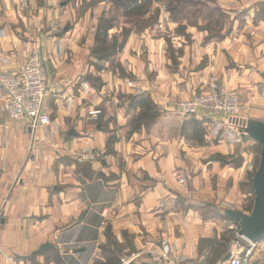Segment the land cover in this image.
Masks as SVG:
<instances>
[{
    "label": "crops",
    "instance_id": "crops-1",
    "mask_svg": "<svg viewBox=\"0 0 264 264\" xmlns=\"http://www.w3.org/2000/svg\"><path fill=\"white\" fill-rule=\"evenodd\" d=\"M90 1L0 0V73L19 71L37 50L47 69L44 105L51 116L49 124L37 127L10 119L1 106L0 85V264H93L103 258L107 231L123 246L130 242L132 250L128 245L121 261H130L128 251L149 261L146 252L162 246L180 264H195L202 234L200 215L189 205L219 195L210 176L216 172L225 184L232 168L202 161L203 148L187 146L182 133L187 118L176 113L175 103L216 74L239 93L243 118L264 120V19L252 9L264 0H216L238 9L246 19L243 29L235 25L224 41L212 42L205 41V32L191 30L192 42H180L179 71L170 69L164 38L148 32L124 39L110 55L115 66L108 57L99 59L93 52L96 25L114 5ZM121 28L108 31V42ZM140 92L150 95L160 114L150 126L132 130L139 108L125 100ZM94 109L101 110L97 120L89 116ZM193 120L213 130L230 129L233 137L238 132L222 116L198 114ZM231 139L221 138L213 147L231 153L237 146ZM88 149L103 153L100 163H89L93 176L79 169L87 163L77 154ZM191 166L196 172L190 187L170 176L174 168ZM45 243L49 247L42 250Z\"/></svg>",
    "mask_w": 264,
    "mask_h": 264
},
{
    "label": "rangeland",
    "instance_id": "rangeland-1",
    "mask_svg": "<svg viewBox=\"0 0 264 264\" xmlns=\"http://www.w3.org/2000/svg\"><path fill=\"white\" fill-rule=\"evenodd\" d=\"M98 1L100 0H91L90 3L96 4ZM109 1L112 2L113 0ZM218 4L216 3V0L152 1L150 4L144 7L141 13L132 14L129 17H125L123 12L121 14V7L113 3L114 7L108 11L109 18H111L113 21V27L117 25L121 26L122 28L119 30L118 34H114L112 36L111 42H108V44L113 43V45L105 51V54L108 52H115L120 49L121 46L124 45V39H126L130 33L134 32L140 35L142 32H148L152 37L164 38L166 56L170 59V69L179 71L180 69L178 68L182 64L181 58L184 57L183 45L180 46V42L183 44L192 42L190 39L192 36L190 32L191 30L205 32V41L212 42L216 40L224 41L225 35L232 31L235 25L236 29H243V25H241V23L245 24L246 19L241 18L242 16H240L241 13H239L238 9L228 6H220ZM252 9L256 18L264 19V5H259L258 7ZM104 14L105 13H103V15ZM176 36L180 37L176 39ZM97 56H101V52H99ZM107 57L111 60L113 66H115L116 63L113 59H111L112 57L108 55ZM118 71L122 76H128L131 73L123 69H119ZM128 77L130 78L132 75ZM213 80H215L216 85H218L220 88L228 92L236 93L239 98V93H237L235 90H229L223 86L221 80L216 74L210 75L204 87L201 88L197 85V89L193 94H199L208 91ZM191 96L187 98H190ZM240 98L239 101L241 103V110L237 116H227L226 114L222 113L216 114L227 119L228 123L231 124L230 126L236 128L237 131V124H235L237 121L236 119H240L241 117L243 118L242 115L244 113L242 106L243 103ZM185 99H180L179 97L177 98L175 103V111L180 116H183V118H187L185 119L187 121L184 122V120L182 125V133L187 139V146H201L203 148L202 151L206 152L205 156L202 158V161L215 162L222 170L232 168V175L229 177L230 179H227L229 182L226 181L225 184H222L220 180H217L218 175L216 172L213 171V175L210 176L211 185L214 190L215 188L216 190H220L219 195L215 193V196L208 199L207 201L192 200V203L189 205L190 208L194 209V211H198L200 215V217L198 216L196 219L198 220L197 222L201 227L199 228V233L202 234L200 235V238L197 239L199 248V254L197 257L199 258L198 262L195 264H220L221 260L224 259L226 254L230 253L231 255L232 250L236 249L237 251H240L241 246H246V241L243 240L246 238L238 235V225L228 218L220 215L217 211V208H236L246 213L251 211L254 199V193L251 187V178L259 162L260 145L251 139L243 142L239 137V132H237V135L235 134L236 137H233L234 135H232V130L230 131V129L227 130V132H225L223 128H216L213 130L207 124L204 126L205 128L201 124L200 126L195 127V121L193 119H195L196 114L183 115L179 109L178 104ZM125 103L129 104L128 97L126 98ZM248 103L251 104V102ZM262 105L263 103L257 104L254 107L260 109ZM248 111L249 110L245 111L246 114ZM100 113L101 110L98 114ZM98 114L90 115L89 113V116L96 119ZM205 115L210 116L209 114ZM224 132L225 134L223 136ZM221 138H225V140L228 141L233 140L231 138H235V141H237V146L233 152L225 153L215 150L216 147L213 146L220 144ZM96 151H98L100 155L95 161L100 163L103 160V153L100 150ZM83 152H85V150L79 152L77 154V158L84 163L93 162L80 159L78 156ZM235 169H241L238 176L235 174ZM174 172H178L179 174L175 176ZM195 172L196 169L192 166L188 169L178 167L174 168L170 172V176L178 185L186 188L187 186H191L190 177ZM179 179H183L184 182H180ZM106 235L108 237V241L106 244L101 246L100 252L103 258L98 260L96 259L93 264H108V261L110 260L109 257L112 258V262H115L117 258L119 260L118 264H129L131 261L138 260V252L136 253L135 251H128V253H130L128 260L130 261H121L122 257H124L126 254L128 245L130 247L129 249L132 250L130 242L128 241L127 244H124L123 246L120 242H118V239L112 234L111 231H107ZM157 247L158 248L154 247L146 252V256L149 258V261L147 259V262L150 264H158L152 260L150 261L151 254L149 252L154 250H162L170 254L168 256H170L172 259L174 258L176 264H180L178 260L179 257L177 255L175 256L172 252L162 248V246ZM254 257L262 258L258 264H264V238L257 241V249ZM141 258L142 257H140V259ZM105 260H107V262H105ZM223 263L227 264V260L223 261Z\"/></svg>",
    "mask_w": 264,
    "mask_h": 264
},
{
    "label": "built area",
    "instance_id": "built-area-1",
    "mask_svg": "<svg viewBox=\"0 0 264 264\" xmlns=\"http://www.w3.org/2000/svg\"><path fill=\"white\" fill-rule=\"evenodd\" d=\"M0 85L3 89L1 106L10 119L26 120L31 127L51 122V116L44 105L48 90L47 69L37 50H32L29 53L19 71L1 72ZM70 105L71 99L69 98L68 108ZM178 106L183 115L209 114L212 116L222 113L235 117L241 110V103L237 94L223 90L216 85L215 80L212 81L208 91L193 94L190 98L181 101ZM99 112V109H94L89 113L90 115H97ZM242 119L245 118H237V121H234L237 124V129ZM99 155L96 150H85L78 157L85 161H95ZM178 174V172H174L175 176ZM183 179H179V181L184 182ZM243 240L246 241V246H241L240 251L232 250L227 264H258L262 259L254 257L257 242ZM149 253L151 254L150 261L158 264H176L175 259L168 256L170 254L167 252L154 250Z\"/></svg>",
    "mask_w": 264,
    "mask_h": 264
},
{
    "label": "water",
    "instance_id": "water-1",
    "mask_svg": "<svg viewBox=\"0 0 264 264\" xmlns=\"http://www.w3.org/2000/svg\"><path fill=\"white\" fill-rule=\"evenodd\" d=\"M239 137L243 142L254 140L260 145L259 162L251 178V187L254 199L251 211L243 212L236 208L220 207L219 213L238 225V235L247 240L257 242L264 238V120L245 118L241 120L238 128ZM49 247L48 243L42 250ZM230 253L226 254L223 261L228 260Z\"/></svg>",
    "mask_w": 264,
    "mask_h": 264
},
{
    "label": "trees",
    "instance_id": "trees-1",
    "mask_svg": "<svg viewBox=\"0 0 264 264\" xmlns=\"http://www.w3.org/2000/svg\"><path fill=\"white\" fill-rule=\"evenodd\" d=\"M152 1L160 0H113L114 4H117L121 7L123 15L129 17L132 14H139L142 12L145 6L150 4ZM179 1V0H177ZM187 2V1H186ZM113 27V21L111 18L104 16L103 14L98 18V22L95 29L94 43L95 47L93 52L97 55L101 52V56H97L99 59L107 58V55L110 56L114 52H108L105 54V51L112 47L113 43L108 44V31ZM103 52V54H102ZM111 53V54H110ZM129 106L134 109L139 108L137 115L131 121V129L136 130L142 126H150L155 119L159 116L160 111L158 106L153 102L149 94L145 92H140L138 94H131L128 96ZM195 127H198V124L194 123ZM80 172L85 176H93L94 172L92 171L90 164L87 163L84 166H80ZM219 208H217L218 211ZM219 213V211H218ZM220 214V213H219ZM221 215V214H220ZM223 216V215H222ZM110 249V248H106ZM108 264H118L119 260L116 258L115 262H112V258ZM107 262V260H105ZM129 264H150L147 261H131Z\"/></svg>",
    "mask_w": 264,
    "mask_h": 264
}]
</instances>
